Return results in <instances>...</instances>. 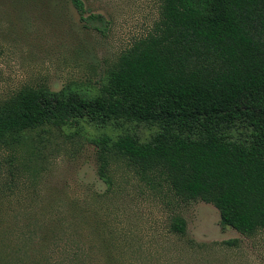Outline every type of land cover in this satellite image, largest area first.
I'll list each match as a JSON object with an SVG mask.
<instances>
[{"label": "rangeland", "instance_id": "374dc122", "mask_svg": "<svg viewBox=\"0 0 264 264\" xmlns=\"http://www.w3.org/2000/svg\"><path fill=\"white\" fill-rule=\"evenodd\" d=\"M0 0V100L24 87L95 93L118 56L158 20L161 0H83L101 34L68 0ZM126 129L148 141L154 127ZM121 128L107 127L115 136ZM86 124L24 132L0 144V264H264V232L221 228L214 206L175 196L159 172L110 160ZM176 219L184 233L172 231Z\"/></svg>", "mask_w": 264, "mask_h": 264}, {"label": "trees", "instance_id": "16d2710c", "mask_svg": "<svg viewBox=\"0 0 264 264\" xmlns=\"http://www.w3.org/2000/svg\"><path fill=\"white\" fill-rule=\"evenodd\" d=\"M68 2L101 34V14ZM83 124L100 131L92 143L101 178L110 160L159 172L181 200L214 206L221 228L264 232V0H161L150 32L120 53L95 93L24 87L0 100V144ZM132 124L154 133L143 142ZM107 127L122 131L101 135ZM171 229L184 233V221Z\"/></svg>", "mask_w": 264, "mask_h": 264}]
</instances>
